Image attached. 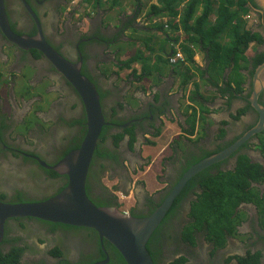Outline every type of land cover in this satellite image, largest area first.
Here are the masks:
<instances>
[{
	"label": "flooded vegetation",
	"instance_id": "1",
	"mask_svg": "<svg viewBox=\"0 0 264 264\" xmlns=\"http://www.w3.org/2000/svg\"><path fill=\"white\" fill-rule=\"evenodd\" d=\"M26 4L29 6L27 7ZM67 4L68 0H4L11 28L17 35L35 37L42 33L47 42L57 49L66 60L78 64L83 60V75L88 77V74H90L94 80H99V85L98 83L96 84L99 86L97 88L103 98V112L107 121L109 120V112L116 105L118 109L117 118L122 121H129V127L142 122L136 128L137 133L146 129L149 125V120H152V109L149 103L145 102L141 112L133 113L127 107L124 106L121 109L117 105V102L122 103L119 100L121 95H123V90L114 92L115 95L103 96V89L107 87V84L102 80L103 75H99L98 72L99 66H106L115 62L113 54L108 53L112 44L110 39L114 37V30L104 27L98 21H93L92 26L87 31H83L77 24L72 30L73 28L68 27V22H65L64 28H62L60 25L61 14ZM32 15L36 17L38 22ZM94 18L96 17L94 16ZM3 40L10 49L13 48V66L17 72L20 73L21 68L34 69L36 71L34 78H37L38 81L42 82L47 79L51 81L52 86L49 85L46 91L55 90L60 93V102H48V109L46 108L45 111L36 110L37 98L32 97L29 99V93H24L20 98L21 109L17 112L15 111L13 116L4 117L2 111L0 113V125L2 123L7 125L2 131L0 141V202L19 204L42 201L51 198L61 190L67 183V176L57 175V177H54L51 173H57L44 167L41 163H45L50 168L54 167L66 155L78 149L76 146L81 145L84 131L87 129L86 123H78V121L86 119L85 109L74 87L69 84L44 55L41 54L38 58L33 53V50H20L9 42L0 30V41ZM0 63L2 64L3 62L1 61ZM16 70L12 69L11 73ZM251 71L252 69L250 71H242L246 78L245 83L248 80L247 77H250ZM18 76L21 75L12 74L10 76L12 83L23 82ZM29 85L31 87L35 86L32 82H29ZM24 86L25 84H22L20 88H24ZM244 92L245 86L243 93L238 94L234 101L236 102L241 98L240 100L245 103L243 109H246L248 108L247 98L250 93L252 95V92L247 95ZM13 100L15 105V99ZM259 103L264 107V91L259 96ZM161 108L163 109V106ZM146 114L148 117H146ZM244 114L247 117L244 127L248 126V128L235 139H227V135L223 136L226 142L218 145L219 147L227 144L231 146L240 141L258 124L259 114L253 108L247 110ZM31 116L35 117L36 120L31 122ZM41 123H51V130L60 127V124L65 125L71 130L72 134L63 146H60L57 142H49L48 148H45L38 139L40 137L38 135L40 134ZM252 123L254 124L249 127ZM28 124L32 125L26 131L28 138L32 140L29 146H26L23 142V135H18L13 141L11 138L15 130ZM115 131L114 129L113 131L111 130L112 134ZM106 135L100 139L98 149H108L107 153L111 156L101 158L94 156L93 160H98L97 165L105 164L113 174L116 173L121 176L125 171L123 158L131 150L135 149L127 146L131 140L129 138H125L123 142H120L118 146L120 148L118 149L113 144L114 140L110 137V132ZM263 144L264 131L250 137L236 153L226 160L208 168L219 167L213 168L211 171L213 174L220 170H234L239 156H246L251 159L252 163H257L264 167V162H261ZM194 156L195 150L188 151L186 155L177 156L176 162L168 165L165 170L164 180H161L165 181L164 189L159 193L153 194L149 199L143 200L141 198L143 202L138 203L134 214L148 216L154 206L162 199L164 200L178 184L182 176L187 172L186 169L189 164L197 159ZM89 184L90 194L96 199L104 201L110 198L109 193L104 192L100 187L97 176L91 177ZM252 186L259 190L262 197L264 196V182L253 183ZM188 189L190 191L185 194L175 209L172 223L161 231L157 238L158 240L151 245V248L157 253V264H170L182 256L187 258L186 264H239V259L247 256L249 252L259 254V264H264V226L261 222L260 210L252 202L240 205L238 209L240 213L237 216L241 214L245 216L236 227V234L226 233V244L224 247H216L214 243H209L206 234L199 231L195 233L196 244L194 246L186 243L183 240V232L185 227L192 222L189 214L190 203L197 200L196 193L198 195L201 194L199 185L189 186ZM151 200L155 201L154 205H150ZM19 219H11L6 222L0 249L5 254H9L14 247L21 249L20 264H97L107 258H109V263L111 261V251L106 250L98 237L97 239L94 237L93 230L79 228V231L77 227L67 228L65 227L67 225L53 224L36 219ZM245 229L248 232H245ZM99 243L102 245L103 252L100 251ZM103 253H105L104 259H102Z\"/></svg>",
	"mask_w": 264,
	"mask_h": 264
},
{
	"label": "trees",
	"instance_id": "2",
	"mask_svg": "<svg viewBox=\"0 0 264 264\" xmlns=\"http://www.w3.org/2000/svg\"><path fill=\"white\" fill-rule=\"evenodd\" d=\"M93 3L94 6L101 5L100 0H95ZM159 3V5H152L149 13L154 14L156 17H173L175 19L179 17V24L171 23L170 30L172 31V33L182 30L185 39L183 40L184 43H182L180 46V50L186 55V60L190 64L192 63L195 66V63L193 61L194 53L192 51L191 45L198 46L201 50L206 51L209 66L200 74L204 76L207 73L214 72L216 80L215 84L221 96L226 97L229 102H233V100L236 99L237 94H242L243 92V83L245 76L241 73V70H244V66L246 65H240V63L242 62L244 64H247L249 62H252L253 70H256L257 67L264 63V52L258 54L252 61H250L245 56V52L248 50L251 44L257 43L260 45L264 43L261 35L252 33L251 31L245 29L242 16L247 15L250 10L246 7L247 0H160ZM119 5L120 0H110V5L108 7L109 10H113L116 9ZM253 5L257 7L254 1ZM181 6L182 10L180 9ZM142 7V0H136L133 16L127 21L123 29L130 31V29L136 26H134V23H136V20L142 14ZM201 7L203 8L202 13L198 18H196V15ZM234 7H237V9L233 10ZM214 13L216 14V20L214 23H211L210 18ZM122 32L124 31H120V35L122 34ZM130 32L131 41L127 44H123L121 49L115 45L116 50L126 52L128 45L131 48L135 47L136 51L133 57H130L126 60L127 62H123L124 64L120 63V67L121 69H132V66L134 64L141 65L140 73L136 69H132L130 75L134 76L136 79L142 82L145 79L154 76V74L158 71V69L156 68V63H162L163 59L157 56V59H155V62H153L152 57L147 56L145 53L149 52L150 55L153 56L155 54L153 49L149 47L150 40H148L149 42L141 41V46L138 47L137 42H139V40L134 36V34H137L139 30L133 28V30ZM223 38L229 39L227 43H223ZM110 40L114 42L116 41L114 38ZM165 41L167 47V43L170 41H168L167 39ZM141 47L145 48V52L141 49ZM161 50L163 49L160 48V51ZM33 52L37 57L41 56L38 51ZM168 53L169 48L166 52H164L163 55H167ZM230 68H232L231 74L233 80L230 79L231 75L227 77L226 74H224V71ZM253 70L251 71V75H254L255 73V71ZM191 72L192 70L190 68L184 69V84H187V82H189V78L192 79L193 75L191 74ZM216 73H218V76H216ZM88 77L93 82H95L91 75L88 74ZM220 81L222 82L223 86H219ZM250 96L251 93L248 97ZM190 99L193 103L201 104L202 97L201 95H199L198 91H193L191 93ZM151 108L154 111L156 109H158L159 111L161 110V108H157L154 105H151ZM249 109H252L250 103H248V108L244 109L242 113L246 112ZM192 117L193 119L196 118L195 111H193ZM111 122L114 123L113 120ZM78 123L85 124L86 119L80 120L78 121ZM6 127L7 125L5 123H2L0 125V141L2 138V131ZM26 129L28 128L26 127ZM111 130V126L104 127L101 138L107 136L106 134ZM86 132L87 131L85 130L83 136H85ZM127 133H130V130H125L123 133L116 136V144H118L122 137ZM133 139L134 136H132V140ZM132 144L133 143L131 142V147ZM229 145L230 144L218 147L215 152L208 154L207 157L223 151ZM79 147V145L76 146V148ZM108 151L109 150L106 148H103L102 150L98 149L96 151L95 157H110L111 155L107 153ZM238 158L239 159L234 170H220L216 174H213L211 172L213 168H219L218 166H214L206 169L205 171L197 175L194 179H192L186 186V189L175 200L171 211L169 212L167 218L163 223V226H167L169 224L172 219L171 217L174 216L175 209L177 208L185 194L190 191V189L187 190V188L194 185H199L201 187V194L198 195V193H196L197 200L193 201L194 206H192L193 208L190 214V217H192L193 220H191L192 222L190 223V225L185 227L183 232V235H185L183 236V240L186 243L194 246L196 244L195 233L199 231L206 234V238L209 243H214L216 247H224L226 244V233H229L231 235L234 234L236 232V227L243 220L242 215L237 216L238 213H240V210H238L240 205L248 204L249 202L255 204L260 210V215L262 216L261 222L264 226V196L262 197L259 190L252 186L253 183L255 184L264 182V167L260 164L252 163L251 159L246 156H239ZM97 161L98 160H95L92 163L88 174L86 186L87 194L96 206L102 208H114L118 206L116 197L112 195L110 191L106 187H103L101 184V179L107 172H109V169L105 164L97 165ZM199 161L201 160L196 159L191 164H189L188 168L198 163ZM51 174L54 177H57V174ZM95 176L98 177L99 185L103 189V191L109 193L110 198L108 200L99 201V199H96L90 194V178ZM62 190H60L58 193H60ZM21 202H23V200H21ZM162 202L163 199L154 206L152 212L149 215H151L155 211V209L161 205ZM154 204L155 201L151 200L150 205ZM136 216L146 217L144 215ZM213 217L216 219V223L211 222V219ZM28 219L30 220L31 218ZM65 227L71 228L68 226ZM77 230L80 231L79 228H77ZM90 231L92 230L90 229ZM160 232V229H158L147 244V249L152 256L155 264H157V253L154 252V249L151 248V245L158 240L157 238L159 237ZM93 233L95 234L94 237H96L97 239L98 234L94 231ZM103 246L106 248V250L111 251L112 254L111 261L108 264H127L119 251H117V249L108 241L104 240ZM99 248L100 251H102L101 243H99ZM213 253H215V251H213ZM20 254L21 249H18L17 247H14L12 250H10L9 254H5L0 249V264H20ZM104 258L105 253H103L102 255V259ZM187 261V258L185 256H182L179 259L174 260L170 264H186ZM259 263V254L248 253L247 256L239 259V264Z\"/></svg>",
	"mask_w": 264,
	"mask_h": 264
},
{
	"label": "crops",
	"instance_id": "3",
	"mask_svg": "<svg viewBox=\"0 0 264 264\" xmlns=\"http://www.w3.org/2000/svg\"><path fill=\"white\" fill-rule=\"evenodd\" d=\"M135 1L136 0L120 1L117 10H119L121 14L117 15L111 26L106 25L111 21L109 15L101 13L98 19H96V21L102 23L103 26L106 25L107 28L116 31L114 34L116 43L127 44L130 42L127 40V36L130 35V32L123 29L125 24L122 23L133 16ZM142 1L145 2L146 6V0ZM253 1L257 5L256 10L250 9V5L251 3L253 4ZM78 2L79 0H76L74 3L77 4ZM159 2L160 0H152L151 5L158 4ZM104 5L106 7V4ZM77 6L80 7V5ZM105 7L97 10V12L105 10ZM246 7L250 10L248 15L242 16L245 29L261 35L264 40V0H247ZM181 8L182 6L180 9ZM236 9L237 7L233 8V10ZM201 10L202 9L198 11L197 16H200ZM94 12L96 13V11ZM95 13L90 18H94ZM75 16L79 18V23L81 25L92 26L93 19L88 20L89 22L92 21L91 24H89L87 21L81 20L78 12ZM248 16H251V19H247ZM168 19L169 17L164 20L165 26H168ZM179 20V17L174 19L178 24ZM82 22H86L87 24H82ZM158 26V24L153 23L152 25L143 27L142 22H139V25L133 27L139 30L137 34H134L139 40V42H137L138 47L141 46V41L150 40V44L154 45L163 42V35L162 32L158 30ZM133 28L130 29V31H132ZM122 30L124 32L120 35V31ZM172 38L174 46H172L171 43V47L176 49L184 43L183 40L185 39L182 30L175 32ZM223 40L227 41V38H223ZM128 48L129 46L127 45V51L124 52V57L126 58H130L136 51L134 47L132 48L133 52L129 54ZM141 49L145 52L144 47H141ZM118 52L120 51L118 50ZM195 52L194 60L197 66L192 68L194 69L191 72L193 77L192 79H188L189 82H187V84H184L185 79L183 78L185 69L184 64H179L177 66L171 65L168 59L173 52H171L170 55L161 56L160 49L155 52L154 56L161 57L165 63L167 62L164 66V71L158 69L159 72L157 71L154 76L149 79L150 81L146 80L141 84L137 83L135 77L130 75L131 70H119L120 62L116 64L118 70L112 68L108 71L99 66L98 74L103 75L102 80L107 84V87L103 89L105 94L103 95L104 97L113 95V92L116 90H123L124 95L122 98L130 99L127 100L126 104L133 112L141 111L145 102L154 103L157 101L159 107L163 106L164 116L157 118L158 121L154 125V127L157 128L161 126L162 132L158 135L160 128L157 130L147 128L140 130L139 133L136 132L134 139L130 140V142L133 143L132 148L135 150H131L127 156L123 158L125 171L119 178L116 176L113 178L114 186H117L120 191L125 193L129 192L131 195L134 193L138 201H140L142 197H150L154 192L159 191L160 188H164L165 181H161L160 183L162 184L158 186L156 184L159 183L158 180L161 176V171L164 166H166L163 164L165 158L176 159L177 156L186 155L188 151L195 150L194 157L197 159L202 158L201 160H203L207 158L208 154L215 152L217 147H219L218 145L226 142L223 136L227 135V139H235L248 128V126L244 127L247 117L245 114H242L243 108L245 107L244 101L240 100V98L236 102H229L226 98H223L215 84V73H207L204 76L200 74L203 70L208 68L209 62L202 51L196 49ZM258 52H264V43L260 45L251 44L246 55L251 58ZM145 53L147 56H150L149 52ZM152 59L153 62H155V58L152 57ZM122 60L125 59L122 58ZM241 64L243 63L241 62ZM245 65V70L250 71V69H252V64L250 62ZM133 67L137 70L140 68L141 70L139 64H134ZM231 71V68L226 69L224 74L228 76ZM216 76H218V73H216ZM247 79L245 83V95L250 92L253 93L256 87L254 76L247 77ZM120 80H122L123 83L118 85ZM260 80L264 83V70L261 72ZM96 83L99 85V80H95V84ZM221 84L222 82L220 81L219 86H221ZM98 85L97 87L99 88ZM193 91H198L199 95L202 97L200 106H197L198 104L195 105L198 113L195 119L190 115L193 107L190 96ZM263 91L264 88L261 93ZM253 124L254 123L249 125V127ZM151 126L153 127V124ZM151 133L157 134L159 137L150 138ZM147 139H151L155 144L153 146L147 144ZM117 148L119 149L120 147ZM123 180L125 181L123 182ZM160 185L163 186L160 187Z\"/></svg>",
	"mask_w": 264,
	"mask_h": 264
},
{
	"label": "water",
	"instance_id": "4",
	"mask_svg": "<svg viewBox=\"0 0 264 264\" xmlns=\"http://www.w3.org/2000/svg\"><path fill=\"white\" fill-rule=\"evenodd\" d=\"M26 6L29 5L26 4ZM34 18L38 22L36 17ZM0 29L9 41L19 48L37 50L53 64L56 70L77 91L84 105L87 119V132L80 148L69 153L54 167L50 168L45 163H41L59 175L68 177V185L61 193L41 202L19 204L0 202V242L3 240L5 224L8 220L33 218L50 223L92 229L98 233L101 243L104 240L108 241L119 251L127 264H154L147 244L187 183L201 171L232 156L250 137L264 131V107L259 103V96L264 88V83L260 80L261 72L264 70L263 63L254 74L256 87L249 98L253 109L259 114V122L247 135L225 150L190 167L162 205L148 217L139 218L121 214L116 211V208L98 207L91 201L86 190L88 174L103 128L109 125L103 113L97 86L83 75L82 60L79 64L66 60L47 42L42 33L35 37L17 35L11 29L4 0H0ZM108 263L109 258L97 264Z\"/></svg>",
	"mask_w": 264,
	"mask_h": 264
},
{
	"label": "clouds",
	"instance_id": "5",
	"mask_svg": "<svg viewBox=\"0 0 264 264\" xmlns=\"http://www.w3.org/2000/svg\"><path fill=\"white\" fill-rule=\"evenodd\" d=\"M76 0H68V4H69V7L67 8V5H66V7H65V9H63V11L64 12H62V14H65L66 12H70V14H71V7L73 6V10H74V14H76L77 12L79 13V16L81 17V20H83V21H87L89 24H91V22L92 21H94V20H96L97 19V17L101 14V13H104V14H106V15H109V17H110V13H111V11L112 10H109V7L108 8H106L105 10H101L100 12H98L97 13V10H99V9H102L103 8V6H102V4H107V2H108V0L106 1V2H104V3H102L101 1H100V3H101V5H97V6H94L93 4V2L95 1V0H91V1H88V0H79V2L77 3V4H75L74 2H75ZM121 1V0H120ZM151 1L152 0H146V6H145V2H143L142 1V5H143V7H142V14L138 17V19L136 20V23H134V25H139V22H142V24H143V27H145V26H148V25H152L153 23L154 24H158L159 26H158V30H160L161 32H162V35H163V42L167 39L168 41H170V42H168L167 43V46L169 47V55L171 54V52H173L170 56H169V63L171 64V65H173V66H177V65H179V64H184V66H185V68H190L191 70H194V69H192L193 67H194V64H190L187 60H186V55L180 50V47L178 48V49H176V48H174V47H171V43L173 42V38H172V35L175 33V32H173L172 33V31L170 30V24L172 23H176L175 21H174V19L175 18H173V17H169V21H168V23H167V25L168 26H165V22H164V20H165V18H167V17H159V16H155L154 14H150L149 12H150V8H151ZM158 4H160V3H158ZM158 4H154V5H158ZM77 5H84V10H81V8L80 7H78ZM108 5H110V2L108 3ZM134 5H135V3H134ZM76 6V7H75ZM117 8H119V6L117 7ZM117 8L115 9V10H117ZM134 8V7H133ZM201 9L203 10V8L201 7ZM250 9L252 10V9H254V10H256V7L251 3V5H250ZM114 10V11H115ZM202 10H201V13H202ZM94 11H96V13L94 12ZM133 12H134V9H133ZM95 13V17L96 18H90V17H92L93 16V14ZM61 14V15H62ZM67 14V13H66ZM215 14V13H214ZM214 14H212L213 16H211V18H210V21H211V23H214L215 22V20H216V15H214ZM133 15V14H132ZM201 15V14H200ZM248 15V14H247ZM71 16V15H70ZM89 16V17H88ZM199 16H197L196 15V18H198ZM100 18V17H99ZM89 19H93L91 22H89L88 20ZM130 18H128V20H129ZM247 19H251V16H248L247 17ZM128 20H125V21H123L124 23H122V24H126L127 23V21ZM80 22V21H79ZM83 23V22H82ZM108 24V23H107ZM106 24V25H107ZM121 24V25H122ZM176 24H178V23H176ZM11 25V24H10ZM61 25V24H60ZM106 25L104 26V27H106ZM161 25V26H160ZM62 26H64V25H62ZM111 26V25H110ZM119 26V25H118ZM180 27V26H179ZM12 29V28H11ZM110 29V28H109ZM161 29H163V30H161ZM1 30V29H0ZM128 32H130L129 30H127ZM2 32V31H1ZM114 34L116 33V31L114 30V32H113ZM3 34V33H2ZM22 36H28V35H22ZM129 36H131V32H130V35ZM129 36H127V39H128V37ZM5 37V36H4ZM32 37V36H31ZM6 38V37H5ZM114 38V37H113ZM7 39V38H6ZM8 40V39H7ZM229 39H227V41H228ZM9 41V40H8ZM227 41H224L225 43H227ZM9 42H11V41H9ZM12 43V42H11ZM224 43V44H225ZM14 46H16L17 48H19L16 44H14V43H12ZM253 44H257V43H253ZM259 45V44H258ZM52 46V45H51ZM172 46H174V44L172 43ZM53 47V46H52ZM250 47V46H249ZM54 48V47H53ZM191 48H192V51H193V53H194V57H195V51H196V49H198V50H200V51H202V53L205 55V58L207 59V52L206 51H204V50H201L198 46H194V45H191ZM20 50H23V49H21V48H19ZM55 49V48H54ZM57 52H58V50L57 49H55ZM23 51H30V50H23ZM33 51H37V50H33ZM120 51V50H119ZM248 51V50H247ZM247 51L245 52V56L250 60V61H252L258 54H260V53H263V52H258V53H256L255 54V56L254 57H248L246 54H247ZM12 52H13V48H9V46H8V44H6L5 43V41L3 40V41H0V62L2 61L3 63L1 64L0 63V65H2V66H4V73H5V79L9 82V86L8 87H4V88H1L0 87V113H1V111H2V113H3V116L4 117H8V115L10 116H13L14 115V113H15V111L17 112L18 110H20L21 109V105H20V103H21V101H20V98L22 97V94H24V93H29V96H28V98L29 99H31L32 97H35V98H37V102H36V105H35V109L36 110H40V108L42 107V106H46V108L48 107V102L49 103H52V102H55L56 101V99L55 100H53V101H51L50 102V100H48L47 102H45V98L44 97H42V96H40V95H38V96H35V95H33L34 94V91H35V89L39 86V85H41L43 82H45V81H47L48 82V85H50V86H52L51 85V81L50 80H44V81H38V79L37 78H34L35 77V75H36V71L34 70V69H30V68H26V69H29V74L28 75H25L24 74V71L26 70V69H22L21 68V71H20V73L19 72H17V70L14 68V66H13V63H14V57L12 56ZM39 52V51H38ZM34 53V52H33ZM59 53V52H58ZM108 53H110V54H113V58L115 59V62H112L115 66L114 67H112V68H116L117 69V66H116V64H117V62H120V63H123V62H125L128 58H126V57H124V51H120V52H118V50H116V46L115 45H111L110 46V48H109V50H108ZM35 54V53H34ZM39 54L41 55L42 53H40L39 52ZM60 54V53H59ZM167 54V55H168ZM43 55V54H42ZM61 55V54H60ZM178 55H180V57H178ZM35 56H36V54H35ZM62 56V55H61ZM37 57V56H36ZM194 57H193V61H194V63H195V60H194ZM39 58V57H38ZM122 58L123 59H125V60H122ZM171 58H178L177 59V61L173 64V63H171L170 62V60H171ZM208 60V59H207ZM82 62H83V60H82ZM209 62V61H208ZM251 64H252V70H253V63L252 62H250ZM52 64V63H51ZM53 65V64H52ZM240 65H245L244 63L243 64H241L240 63ZM262 65V64H261ZM260 65V66H261ZM106 66H108V65H106ZM141 66V65H140ZM195 66H197L196 65V63H195ZM100 67H102V68H104L103 67V65H101ZM111 68V69H112ZM258 68V67H257ZM257 68H256V70H257ZM16 70V71H13L12 73H11V70ZM56 69V68H55ZM105 69V68H104ZM111 69H109L108 71H110ZM132 69H135V68H133V66H132ZM132 69H121V67H120V64H119V70H131L132 71ZM232 69V68H231ZM105 70H107V69H105ZM118 70V69H117ZM137 70V69H136ZM245 70V69H244ZM256 70H255V72H256ZM138 71V70H137ZM141 71V70H140ZM243 70H241V73L243 74V72H242ZM2 72V70H0V78H2L3 77V74L1 73ZM140 73V72H139ZM231 73H232V71H231ZM231 73L230 74H228V76L227 77H229L230 75H231ZM12 74H14V75H17V74H20L21 76H18V78L21 80V81H23V82H21V83H12V81H11V79H10V76L12 75ZM131 74V73H130ZM255 74V73H254ZM244 75V74H243ZM245 76V75H244ZM254 75H250V77H253ZM152 77H150V78H148V79H145L144 81H146V80H149V79H151ZM66 79V78H65ZM136 79V78H135ZM246 79V78H245ZM245 79H244V83H245ZM144 81H142V82H144ZM150 81V80H149ZM29 82H32L33 84H35V86L34 87H31L30 85H29ZM136 82L137 83H139V84H141L142 82L140 81V80H138V79H136ZM10 83H12V84H10ZM94 83V82H93ZM244 83H243V85H244ZM22 84H25V86H24V88H20V86L22 85ZM70 84V83H69ZM96 85V84H95ZM221 86H223L222 84H221ZM245 86V85H244ZM244 86H243V88H244ZM47 88H48V86H47ZM47 88H46V90H47ZM6 89H8V93H9V95H10V97H9V99L7 100L6 99V96H4L3 95V90H6ZM98 89V88H97ZM144 89V88H143ZM99 91V90H98ZM116 91H121V90H116ZM116 91H114V92H116ZM77 92V91H76ZM113 92V95H115V93ZM45 93H47L46 95H48V97H50V95L51 94H49L50 93V91H45ZM100 94V93H99ZM123 95H124V92H123ZM123 95H121V98H120V100L119 101H121L122 102V96ZM238 95V94H237ZM52 96V95H51ZM101 96V95H100ZM31 97V98H30ZM191 97V96H190ZM251 97V96H250ZM250 97H248L247 98V102L248 103H250L249 102V98ZM223 98H226V97H223ZM13 99H15V105L13 104L14 103V100ZM227 99V98H226ZM102 100H103V98L101 97V102H102ZM127 100H130L129 98H126V102H127ZM228 100V99H227ZM234 101V100H233ZM45 102V103H44ZM192 103V102H191ZM19 104V105H18ZM196 104H198L197 106H200V103H193V107H192V113L190 114V115H192L193 114V111H195V113H196V115H198V113H197V110H196V108H195V105ZM251 104V103H250ZM117 105L119 106V108H124V106H123V103H120V102H117ZM149 105H154L155 107H157V108H161V107H159L158 105H157V101H155L154 103H149ZM5 106H7V110H9V111H5L4 110V108H5ZM252 106V105H251ZM10 107L12 108V112L10 111ZM102 107H103V104H102ZM126 107H127V109H129V106L126 104ZM253 108V107H252ZM152 109V108H151ZM130 110V109H129ZM254 110V109H253ZM45 111V110H44ZM131 112H133L132 110H130ZM139 112H141V111H139ZM104 113V112H103ZM118 114V109H117V107H116V105L114 106V107H112V111L111 112H109V120L107 121L108 123H109V125H107V126H111L112 127V131H113V129L114 130H116L115 132H113L114 134H112V132L110 131V137H112L113 138V140H114V142H113V144H114V146L116 147H118L119 146V143L120 142H123L124 141V139L125 138H129V139H132V136H134L135 137V135H136V128H138L139 126V124H141L142 122H140L138 125H132V126H130L129 127V125H130V123H129V121H126V120H124V121H122V120H120L119 118H117L116 116H117V114ZM133 113H138L137 111L136 112H133ZM156 113H158V115H156ZM242 114H244V113H242ZM189 115V116H190ZM105 116V115H104ZM162 116H164V111H163V109L161 108V110L159 111L158 109H156L155 111L154 110H152V116H151V119L152 120H149V125H148V127L147 128H152L153 130H154V125L157 123V121H158V119L157 118H160V117H162ZM146 117H148L147 116V114H146ZM106 119V118H105ZM36 120V119H35ZM35 120H33V121H35ZM114 121V123H112L111 121ZM143 120H145V119H143ZM31 123V122H30ZM86 123H87V119H86ZM135 123V122H134ZM133 123V124H134ZM153 124V127L151 126ZM27 126V130H29L31 127H32V125L30 124V126L28 127V125H26ZM25 126V127H26ZM86 128H87V126H86ZM146 128V129H147ZM160 129H161V126L159 127ZM158 128V129H159ZM27 130H24V132H26ZM125 130H130V133H127L126 135H124L123 137H122V139L118 142V144H116V141H115V137L116 136H118V135H120L121 133H123ZM86 131H87V129H86ZM193 131V130H192ZM161 132H159L158 133V135L160 134ZM86 135V134H85ZM151 137L150 138H157V137H159V136H157V134H153V133H151V135H150ZM157 136V137H156ZM85 137V136H84ZM84 139V138H83ZM100 139H101V137H100ZM104 140V139H103ZM102 140V141H103ZM101 141V140H100ZM147 144H149V145H151V146H153L155 143H154V141H151V139H147ZM81 146V145H80ZM103 146H104V144H103ZM129 148H131V149H133L132 147H131V142L127 145ZM98 147H99V145H98ZM116 147V148H117ZM80 148V147H79ZM97 150H98V148H97ZM96 150V151H97ZM221 152V151H220ZM95 154H96V152H95ZM67 156V155H66ZM95 156V155H94ZM171 160H174V161H176V159L174 158V159H166L165 158V160L163 161V164L164 165H166V163L167 162H169V161H171ZM261 162H264V152L262 153L261 152ZM170 163H175V162H170ZM169 163V164H170ZM92 165V164H91ZM193 166V165H192ZM191 166V167H192ZM123 167H125V164H123ZM189 169V168H188ZM188 169H187V171H188ZM206 170V169H205ZM204 170V171H205ZM202 172V171H201ZM57 175H59L58 173H57ZM198 175V174H197ZM196 175V176H197ZM120 177V175L119 174H113L110 170H109V172H107L106 174H105V176L101 179V184H102V186L103 187H106L109 191H110V193L112 194V195H114L115 197H116V201L118 202V206H116V207H114V208H107V209H115L116 208V211L117 212H119V213H121V214H124V215H132V216H134V217H137L134 213H135V210H136V208L138 207V203H140V201H138L137 200V198H136V196L134 195V193H132V195L129 193V192H123V191H120L118 188H117V186H114V185H112L111 187L109 186H107L105 183H104V180H108V181H110V182H112V184H113V178L114 177ZM193 178H195V177H193ZM192 178V179H193ZM88 179V178H87ZM191 179V180H192ZM159 181L161 182V179H159ZM189 183V182H188ZM187 183V184H188ZM68 185V177H67V183H66V185L62 188L63 190L66 188V186ZM86 186H87V184H86ZM186 187V186H185ZM61 189V190H62ZM185 189V188H184ZM62 190V191H63ZM87 190V189H86ZM60 191V190H59ZM58 191V192H59ZM61 191V192H62ZM184 191V190H183ZM182 191V192H183ZM57 192V193H58ZM60 192V193H61ZM160 192V191H159ZM158 192V193H159ZM57 193H56V195H57ZM59 194V193H58ZM154 194H156V193H154ZM56 195H53V196H56ZM181 195V194H180ZM179 195V196H180ZM52 196V197H53ZM178 196V197H179ZM168 197V196H167ZM166 197V198H167ZM177 197V198H178ZM125 198H127V199H136V201H135V203L133 202V203H128V204H126V209H124L123 211H121V208H120V206H121V204L123 205V202H122V199H125ZM165 198V199H166ZM176 198V199H177ZM49 199V198H48ZM147 199H149V197L147 198ZM164 199V200H165ZM47 200V199H46ZM164 200H163V202H164ZM45 201V200H44ZM92 201V200H91ZM39 202H41V201H39ZM93 202V201H92ZM162 202V203H163ZM162 203H161V205H162ZM125 205V204H124ZM160 205V206H161ZM174 205V204H173ZM191 205V204H190ZM173 207V206H172ZM158 208V207H157ZM156 208V209H157ZM155 209V210H156ZM172 209V208H171ZM171 209H170V211H171ZM169 211V212H170ZM155 212V211H154ZM153 212V213H154ZM169 212L167 213V215H166V217L164 218V220L162 221V223H161V225L159 226V228L158 229H160V231H162V230H164V228L166 227V226H163V223H164V221H165V219L167 218V216H168V214H169ZM152 213V214H153ZM151 214V215H152ZM189 214H191V206H190V213ZM242 216H243V218H244V214H241ZM150 216V215H149ZM175 216V215H174ZM174 216H172L171 218L173 219V217ZM146 217H148V216H146ZM139 218H143V217H139ZM31 219H33V218H31ZM172 219H171V221L169 222V224L168 225H170V223H172ZM36 220H39V219H36ZM40 221H42V220H40ZM43 222H46V221H43ZM48 223H50V222H48ZM53 224H56V223H53ZM63 225V224H62ZM167 225V226H168ZM68 226V225H67ZM68 227H73V226H68ZM76 228V227H75ZM77 228H79V227H77ZM86 229H88V228H86ZM157 229V230H158ZM92 230V229H91ZM156 230V231H157ZM94 231V230H93ZM155 231V232H156ZM95 232V231H94ZM98 234V233H97ZM160 234H161V232H160ZM159 234V235H160ZM98 237H99V235H98ZM152 238V237H151ZM100 239V238H99ZM151 240V239H150ZM149 240V241H150ZM101 241V240H100ZM103 244H104V241L102 242ZM149 243V242H148ZM250 253V252H249ZM152 257V256H151ZM154 262V261H153ZM154 264H155V262H154Z\"/></svg>",
	"mask_w": 264,
	"mask_h": 264
},
{
	"label": "rangeland",
	"instance_id": "6",
	"mask_svg": "<svg viewBox=\"0 0 264 264\" xmlns=\"http://www.w3.org/2000/svg\"><path fill=\"white\" fill-rule=\"evenodd\" d=\"M102 3H104V2H106L107 0H100ZM110 2V0H108V2H107V4H106V7H105V5L104 4H102V6H103V8L105 7V9L106 8H108V3ZM69 7V4L67 5V8ZM76 7V6H75ZM80 8H81V10H84V5H81L80 6ZM74 8H73V6L71 7V14H70V12H66L65 14H62L61 15V21H60V24H61V27L62 28H64V26H62V25H64L65 24V22H68L69 23V25H68V27L69 28H73L72 30H74V27H75V25L77 24L80 28H82V30L83 31H87L88 29H89V26H84V25H81L80 23H79V18H77L76 16H75V12H74V10H73ZM115 9H113L112 11H111V13H110V22H108V24L107 25H113V23H114V20L116 19V17H117V15H119V14H121L120 13V11L119 10H115ZM62 12H64V11H62ZM98 13V12H97ZM71 15V16H70ZM68 17V18H67ZM97 19H98V17H97ZM94 21H96V20H94ZM85 23V25L87 24L86 22H83L82 24H84ZM61 27H60V30H61ZM131 39V36H129L128 37V41H131L130 40ZM111 45H116L117 47H119L120 49L122 48V46H123V43H116V42H114V41H112V44ZM149 47H151L152 49H153V51L154 52H156L158 49H163V50H161L162 51V53H161V56L164 54V52H166L167 50H168V46L166 47V41H164V42H161V43H159V44H157V45H154V44H149ZM128 52H129V54L130 53H132L133 52V49L131 48V47H129L128 48ZM134 55L132 54V56L131 57H133ZM146 56V55H145ZM151 57H154L155 59H157V56H153V55H150ZM127 62V61H126ZM122 64H124V63H122ZM166 65V63H165V61L163 60V62L162 63H160V64H158V62L156 63V68L157 69H159V70H161V71H164V66ZM115 65L113 64V63H110L108 66H105V65H103V67L105 68V69H107V70H109V69H111L112 67H114ZM133 68H135V67H133ZM4 66H2V65H0V70H2V74H3V77L2 78H0V87L1 88H4V87H8L9 86V82L5 79V73H4ZM138 72H140V68L138 69ZM24 74L25 75H28L29 74V69H26L25 71H24ZM124 75H125V73H124ZM230 79H232L233 80V78H232V74H231V76H230ZM123 83V81L122 80H120V82H118V85H121ZM47 86H49L48 85V82L47 81H45V82H43L41 85H39L36 89H35V91H34V94L33 95H35V96H38V95H40V96H42V97H44L45 98V102H47L48 100H50V102L51 101H53V100H55L56 99V101H55V103L56 102H60L59 101V99H60V93H58V91H55V90H50V93L49 94H51L50 95V97H48V95H46V93H45V91H46V88H47ZM3 95L4 96H6V99L8 100L9 99V97H10V95H9V93H8V89H6V90H3ZM31 98V97H30ZM44 102V103H45ZM122 103H123V106H125L126 107V98H122ZM19 105V104H18ZM47 109H48V107H47ZM4 110L6 111L7 110V106H5V108H4ZM40 110H46V106H42L41 108H40ZM7 111H9V110H7ZM10 111L12 112V108L10 107ZM32 118H31V122H33V120H35L36 118L35 117H33V116H31ZM30 126V124H28V127ZM52 126V124L51 123H41V128H40V134L38 135V136H40L38 139L41 141V144L42 145H44V147L45 148H48V143L49 142H53V143H55V142H57L60 146H63L64 144H65V142H67L68 141V138L71 136V134H72V132H71V130L67 127V126H65V125H62V124H60V127H57V128H53L52 130L50 129V127ZM27 127V126H26ZM26 127H19L17 130H15V133H14V135L12 136V140L14 141V139H16V137L18 136V135H23V142L25 143V145L26 146H29V144L32 142V140H30L29 138H28V134H26V132H24V130H27L26 129ZM154 129L155 130H157L158 128L157 127H154ZM159 132H162V128L161 129H159V131H158V133ZM30 140V141H29ZM34 140H35V137H34ZM21 141V140H20ZM170 162H176V161H174V160H171V161H169V162H167L166 163V166H164V168H163V170L161 171V176L159 177V179H161V180H164V176H165V170L167 169V167H168V165H169V163ZM158 182L159 183H157L156 185L158 186L159 184H162V183H160V181L158 180ZM104 183L108 186H112L113 184H112V182H110V181H108V180H104ZM108 186V187H109ZM161 186H163V185H160V187ZM164 188H160V190L159 191H162ZM159 191H157V192H154V193H158ZM148 198V196H146V197H142V199L143 200H146ZM142 199H140V203H142L143 201H142ZM135 201H136V199H127V198H125V199H122V202H123V205L121 204V206H120V208H121V211H123L124 209H126L127 207H126V204H128V203H135ZM125 204V205H124ZM191 204V210H192V206H194V202H191L190 203ZM190 219L191 220H193V218L192 217H190ZM211 222H214V223H216V219L213 217L212 219H211ZM245 232H248V230H244ZM183 236H185V235H183ZM206 242V241H205ZM207 243V242H206ZM208 244V243H207Z\"/></svg>",
	"mask_w": 264,
	"mask_h": 264
},
{
	"label": "built area",
	"instance_id": "7",
	"mask_svg": "<svg viewBox=\"0 0 264 264\" xmlns=\"http://www.w3.org/2000/svg\"><path fill=\"white\" fill-rule=\"evenodd\" d=\"M178 57H180V55H178ZM177 59L178 58H171L170 62L174 64L177 61Z\"/></svg>",
	"mask_w": 264,
	"mask_h": 264
}]
</instances>
